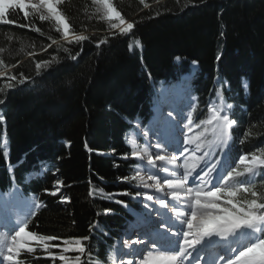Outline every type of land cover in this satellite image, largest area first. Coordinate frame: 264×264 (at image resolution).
<instances>
[{
	"label": "trees",
	"instance_id": "trees-1",
	"mask_svg": "<svg viewBox=\"0 0 264 264\" xmlns=\"http://www.w3.org/2000/svg\"><path fill=\"white\" fill-rule=\"evenodd\" d=\"M112 3L134 23L130 33L112 29L119 21L102 19L93 0L59 5L72 32L89 37L79 44L31 9L27 18L11 9L16 23H0V193L35 196L40 207L27 218L26 230L56 236L49 242L60 245L50 249L55 256L74 259L77 253H62V241L89 237L84 244L91 260L86 251L79 254L81 264H111L112 242L128 224L129 211L138 209L136 191L122 179L136 162L128 158L124 134L135 119H148L159 82L177 81L195 63L188 85L198 108L205 111L217 92L237 121L226 163L264 150V0ZM44 61L50 66L38 71L36 63ZM21 77L27 78L23 84ZM252 182L264 191V173ZM19 258L62 264L44 250L23 251Z\"/></svg>",
	"mask_w": 264,
	"mask_h": 264
},
{
	"label": "snow or ice",
	"instance_id": "snow-or-ice-1",
	"mask_svg": "<svg viewBox=\"0 0 264 264\" xmlns=\"http://www.w3.org/2000/svg\"><path fill=\"white\" fill-rule=\"evenodd\" d=\"M93 2L102 7V19L109 22L113 19L119 21L118 24L111 23L110 27L118 29L120 35H126L133 30L134 23L128 22L121 15L112 0H93ZM140 2L144 3V0ZM61 3L62 0H0V23H16L9 18L11 9L22 11L25 18L29 16L28 10L31 9L39 14L41 21H55V31L61 33L66 40L71 36L69 42L79 44L88 40V36L72 32L70 23L59 9ZM20 26L30 27V25ZM35 31L41 32V29L37 27ZM106 42L101 40L99 43ZM52 43L55 44L56 40L53 39ZM136 44L139 46V41H136ZM2 51L3 49H0V52ZM55 59L56 57H53V60ZM72 59H76V56H72ZM0 64H3L2 60ZM49 66L50 61L36 63L38 71L42 67L47 69ZM10 79L17 78L12 76ZM25 79L27 78L21 77L19 83L23 84ZM12 86L7 85L9 88ZM217 97H220V93H217ZM2 103L4 101L0 100V104ZM231 108L232 105L227 104L226 100L210 103L207 107V118L200 120L199 123H194L193 114L189 112L187 131L181 130L184 147L182 150L179 147L173 149L178 155L160 154L169 147L168 140L160 133H154L155 144L141 145L132 142V158L143 161L146 157L150 167L145 170V174H141L138 166L135 175L122 179L128 182L134 181L137 188L154 189L155 193H164V196H154L147 192L136 191L135 196H143L145 201H154L161 208H170L172 216L169 218L157 213L162 221L159 223V228L164 229L163 233L156 227V223L144 218L143 223L151 232V234L145 232L144 235L149 236V239L147 243L144 240H136L132 243L144 244L146 248L151 245V250L142 254V259L129 260L126 264H193V262L201 264V260H205L208 256L207 250L210 248L215 251L205 264H264V191H258L257 185L252 182V178L258 172L264 173V150L259 155H240L236 167L226 163L225 149L228 148L231 139L230 130L237 123L230 111ZM168 115L172 117L173 114L169 112ZM168 123L171 124V121ZM193 129L203 130L193 135ZM144 135L147 138L148 132ZM152 148L156 149L155 154L151 151ZM181 158H183L182 163H179ZM156 161H161L163 164L157 165ZM167 165L173 167L169 168ZM160 173L165 175L161 176ZM56 184L58 191L60 181ZM56 191L51 194L56 195ZM89 194L93 195L91 192ZM121 194L131 195L128 191ZM144 207L148 208L149 205L144 203ZM26 229V221L17 219L15 226L0 239V244L4 247L3 261L8 264H21L16 258L22 251L34 252L29 241H35L51 258L59 259L62 264H81L82 257L79 254L86 251L89 252L91 260L90 249L84 244V241L89 240L87 236L62 241V253L78 254L74 259H70L63 254L55 256L50 251L51 248L60 247L49 243L57 240L56 236L37 235ZM12 232L14 235L11 234ZM158 239L165 240L167 246L158 244ZM124 246H128V241H125ZM201 252L205 253L204 257L200 255ZM113 264H115L114 259ZM121 264L125 262L122 260Z\"/></svg>",
	"mask_w": 264,
	"mask_h": 264
},
{
	"label": "bare ground",
	"instance_id": "bare-ground-1",
	"mask_svg": "<svg viewBox=\"0 0 264 264\" xmlns=\"http://www.w3.org/2000/svg\"><path fill=\"white\" fill-rule=\"evenodd\" d=\"M165 86H170V85L166 84ZM186 91H187L186 89L182 90L179 86H175L174 88L168 89V90H166V89L161 90L159 92V94L162 97L161 102H158L156 108L153 107V109H155V111H156L155 115H154V113L152 114L150 111L149 120L147 122V129L148 130H146V132H148V137L151 134V136H153L155 138V143H156V135L154 133H160L169 142L168 149H166L165 152L160 153V154L178 155V153L174 152L173 149L179 147L182 150V148L184 147V145H183L184 136L182 135L181 129H183V131H185V132L187 131V128H186L187 122H186L185 112L186 113L188 112L187 108L190 105V101L187 97ZM169 112H171L173 114L172 117H169V115H168ZM207 116H208V112H207ZM169 121H171V124L168 123ZM194 123H195V121H194ZM177 125H178V127H177ZM149 130H151V131H149ZM201 130H203V129H193L192 134L194 135ZM177 141L179 143H177ZM151 151L155 154L156 149L152 148ZM182 160H183V158L180 159L179 163H182ZM142 163H143V166L141 169V174H145V170L148 167H150L147 163L146 157L144 158ZM156 164L162 165L163 162L156 161ZM167 167L172 168L173 166L167 165ZM181 171H182V169H181ZM160 175L163 176L165 174L160 173ZM149 183H152V181H149ZM141 190L143 192H147L149 195L164 196V193H155L154 189H144L141 187ZM165 192H167V189H165ZM3 197H0V199H2ZM165 199L167 200V197H165ZM2 200H4V198ZM18 202L19 201L16 199H13L11 203H6V202L0 201V237H3L4 234L9 232L15 226V221L17 219L24 221L27 217H29L32 214V210H33L32 206H31V209H29V207L26 204H24V203L19 204ZM181 207H182V204H181ZM158 212L165 217L170 218L172 216V212H171L170 208H161L158 203L151 201V207H150V209L147 210V214H156L157 215ZM156 215L154 216L155 218L157 217V219H158L155 222L156 227L159 229L160 232L163 233L164 229L159 228V223L162 221L160 219V216H158V215L156 216ZM143 216H145V214ZM143 216L141 218H137V219H142ZM146 218L152 222L151 215L147 216ZM133 223L134 222L131 223V226H133L138 232L141 233L142 238L143 237H147V238L149 237L147 235H144V233L149 232V234H151L150 229L144 225L142 220L140 221L141 227L135 226ZM129 230H130V228L128 229V231ZM136 235L137 234H133V235L131 234L130 235L127 232V237H125V239H124V244H125V241H128V246L127 247L124 246V248L122 247L121 248L122 250L119 253L117 251L118 257H119L117 264H121L122 260L126 264V262L129 260L138 261V260L142 259V256L138 254L140 252V249H141L140 244H133L132 243V241L142 240V238H136L135 237ZM8 238H11V237L9 236ZM159 240H157V242L159 244H165V243H161L162 239H159ZM166 246L167 245H165V247ZM137 247H138V249H136ZM207 252H208V256L205 257V260H201V264H205V261L207 259L211 258V255L213 253L212 249L211 248L208 249ZM200 255L202 257H204L205 253L201 252ZM0 264H6V262L3 261V259H0ZM193 264H194V262H193Z\"/></svg>",
	"mask_w": 264,
	"mask_h": 264
},
{
	"label": "rangeland",
	"instance_id": "rangeland-1",
	"mask_svg": "<svg viewBox=\"0 0 264 264\" xmlns=\"http://www.w3.org/2000/svg\"><path fill=\"white\" fill-rule=\"evenodd\" d=\"M69 38H71V36L69 37ZM139 47V46H138ZM190 73H186V74H181L180 76H179V84H178V86L182 89V90H187L186 91V94H187V97H188V99H189V101H190V105H192V107H190V105L188 106V108H187V110H188V112L186 113L185 112V116H186V122H187V117H188V114H189V112H192V114H193V119H194V121H195V123H199V121L200 120H203V119H205L206 117H207V107H208V105L210 104V103H220L221 101H222V99L219 97H215L207 106H206V108H205V111H203L202 109H200V107L198 108V106H197V102H196V100H195V102H194V96H193V94H191V92H190V88H189V81H190V79L192 78V76H193V74L195 73V70H196V64L195 63H191L190 64ZM166 85V84H165ZM175 87V86H174ZM174 87H171V86H164L161 82L159 83V84H157V86L155 87V93H156V99L159 101V102H161V99H162V97H161V95L159 94V92L161 91V90H163V89H166V90H168V89H172V88H174ZM189 94H191V95H189ZM228 104V103H227ZM150 111H151V113L153 114L154 113V115H155V109H153V108H150L149 109ZM203 113V119L201 118H199L200 117V115ZM137 127H138V124L136 125ZM181 130H183V129H181ZM202 131V130H201ZM143 132H145L144 130H142L141 131V134L143 135ZM231 132V131H230ZM231 136V135H230ZM231 140V139H230ZM126 142H127V144H129V147L131 148V144H132V142H133V137L132 136H128V137H126ZM142 142H143V144H141V145H145V144H147V142L149 143V140H148V138H146L145 136H143L142 137ZM229 143H230V141H229ZM226 150V149H225ZM217 155H224L223 153H217ZM128 158H130V159H133L132 158V156H131V152H130V155L128 156ZM238 160H239V158L236 160V163H233V164H231L232 165V167H236V164L238 163ZM137 161V163H136V165H134L131 169H130V177L131 176H133V175H135V172H136V169H137V167L139 166L140 167V170L142 169V166H143V163H142V161H140V160H136ZM131 183V187L135 190V191H140V192H142L143 193V191L141 190V188H137L136 186H135V182L133 181V182H130ZM3 197V196H2ZM136 197V196H135ZM4 198V200H2ZM2 199H0V201L1 202H6V203H11L12 202V200L13 199H16V200H18L19 202V204H26L28 207H29V209H31V206L33 207V210H32V214L34 213V211L39 207V205L35 202V200H34V198L33 197H21V196H19L17 193H15V192H13V193H11V194H9V195H7L6 197H3ZM134 201H135V203H136V205H138V207H139V211L138 212H130V217H131V222H134L133 224L135 225V226H138V227H141V224H140V221L142 220V221H144V218H146L147 216H149V215H151V217H152V222H156L158 219H157V217L155 218L154 216L156 215V214H147V210L148 209H150V207H151V201H145L144 200V197L143 196H140V197H136L135 199H134ZM149 202V203H148ZM144 203H147L148 205H149V207L148 208H145L144 207ZM38 205V206H37ZM154 213V212H153ZM145 214V216H143ZM143 216V218L142 219H137V218H141ZM157 216V215H156ZM27 217V216H26ZM25 217V218H26ZM137 219V220H136ZM25 221V220H24ZM136 221V222H135ZM18 230V229H17ZM12 235H14V232L12 233ZM3 237H0V239H2ZM10 239V238H9ZM123 244H124V240H123V242H119V241H115L114 242V244H113V246H114V249H113V254H112V262H111V264H113V259H114V261H115V264H117V262H118V253L122 250L121 248L123 247L124 248V246H123ZM29 245L31 246V247H33L35 250H44L42 247H39L38 245H37V243L35 242V241H29ZM125 245V244H124ZM136 249H138V247L136 248ZM117 251H118V253H117ZM23 252V251H22ZM21 252V253H22ZM3 253H4V247H3V245L2 244H0V259H3ZM16 259H18L19 261H20V258L19 257H17ZM21 262V261H20ZM6 264H8V262H6ZM21 264H25L24 262H21Z\"/></svg>",
	"mask_w": 264,
	"mask_h": 264
}]
</instances>
